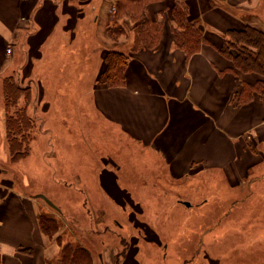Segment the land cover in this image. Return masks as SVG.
I'll list each match as a JSON object with an SVG mask.
<instances>
[{
    "label": "rangeland",
    "instance_id": "1",
    "mask_svg": "<svg viewBox=\"0 0 264 264\" xmlns=\"http://www.w3.org/2000/svg\"><path fill=\"white\" fill-rule=\"evenodd\" d=\"M97 2L82 0L68 37H60L63 19L51 36L44 23L38 33L21 31L12 45L13 67L0 74V186L25 197L14 196L11 215L29 225L20 212L27 206L34 225L44 214L59 226L54 239L28 228L25 247L44 242L32 253L47 264L67 243L87 249L94 264H264V159L252 167V175L262 176L256 183L255 176L239 185L225 172L198 168L178 178L159 159L144 161L138 146L95 112L92 80L104 67L105 47L97 34L107 22ZM7 79L29 91L18 108L26 107L37 123L31 154L17 163L5 136ZM40 195L53 206L38 198L39 211L28 202ZM8 199H0V211Z\"/></svg>",
    "mask_w": 264,
    "mask_h": 264
},
{
    "label": "crops",
    "instance_id": "2",
    "mask_svg": "<svg viewBox=\"0 0 264 264\" xmlns=\"http://www.w3.org/2000/svg\"><path fill=\"white\" fill-rule=\"evenodd\" d=\"M103 1L98 0L97 12L106 11L102 19L106 22L107 18V22L104 30L97 35L105 47L118 49L120 47L116 45L121 42L122 49L129 52L131 58L123 86L108 87L99 84L97 79L94 82L93 78L91 98L95 112L109 126H114L117 132L135 143L144 161L159 159L172 176H186L191 169L198 168L201 172H225L239 185H244L248 177L255 176V183L262 180V176L252 175L254 171L251 170L264 159V103L258 93L253 99L239 102L244 84L255 83L259 76L236 71L233 63L209 43H203L199 52L187 56L175 42L172 8L177 1L186 5L190 17L199 21L203 35L218 45L233 29L252 26L264 30V0L153 2L148 7L149 13L162 22L159 45L135 52L130 50L132 33L129 30L116 40L109 37L108 29L114 22L115 0L110 3L107 0V9ZM81 2L0 0V74L11 69L17 58L12 49V45L17 47L16 35L31 27L36 30L35 33L43 31L44 23L49 25L48 35L51 36L57 23L63 19L64 28L60 37H68L71 20L74 21L76 15L80 16ZM7 50H11V54ZM102 55L103 59L104 52ZM96 72L97 69L94 70L95 77ZM113 186L120 191L127 189L118 182ZM252 186L254 183H251V189ZM0 189V199L12 195L8 205L7 200L4 210L0 211V263L29 264L27 261H31V264H47L39 258L35 259L34 253L30 256L23 252L44 245L41 240L37 246L24 245L28 228L32 233L33 226L35 233L48 237L41 230L39 221L37 223L36 219L34 225L33 213L27 206H22L20 212L26 215L29 225L15 214L11 215V202L14 196L19 195L12 188L0 186ZM19 197L25 199L24 196ZM28 202H37L39 211L43 208L41 199L31 197ZM59 255L58 250L55 252V263Z\"/></svg>",
    "mask_w": 264,
    "mask_h": 264
},
{
    "label": "trees",
    "instance_id": "3",
    "mask_svg": "<svg viewBox=\"0 0 264 264\" xmlns=\"http://www.w3.org/2000/svg\"><path fill=\"white\" fill-rule=\"evenodd\" d=\"M156 1L160 0H115L114 22L108 29L109 37L116 40L129 30L132 33L131 52L157 47L162 22H159L158 18L154 19L148 9L149 5ZM172 16L175 23L172 26L175 42L187 56L199 52L203 43L211 44L233 63L236 71L259 76L255 83L244 84L239 102L253 99L255 93H258L264 103V30L252 26L240 30L233 29L227 32L217 45L203 35L199 21L190 17L186 5L177 1L172 8ZM130 58L129 52L118 50L116 47H105L104 67L97 82L108 87L123 86ZM21 93L27 95L28 101L29 91L19 87L15 80L4 81V126L12 163L30 156L31 141L35 139L37 129V123L27 108H18ZM39 221L41 229L49 238H54L59 232L54 218L42 214ZM23 252L31 254L32 249H25ZM59 253L58 264H93L89 251L79 245L67 243L61 247Z\"/></svg>",
    "mask_w": 264,
    "mask_h": 264
},
{
    "label": "water",
    "instance_id": "4",
    "mask_svg": "<svg viewBox=\"0 0 264 264\" xmlns=\"http://www.w3.org/2000/svg\"><path fill=\"white\" fill-rule=\"evenodd\" d=\"M36 198H42L44 201H46L50 206H53V204L49 201V199H47L45 196L40 195L37 196ZM186 205L190 206L189 203H186Z\"/></svg>",
    "mask_w": 264,
    "mask_h": 264
}]
</instances>
